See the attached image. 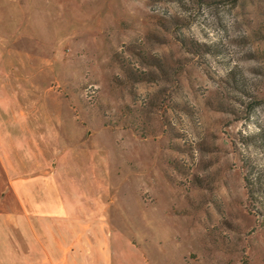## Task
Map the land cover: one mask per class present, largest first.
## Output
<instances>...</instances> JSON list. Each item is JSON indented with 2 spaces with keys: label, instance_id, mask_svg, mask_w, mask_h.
Here are the masks:
<instances>
[{
  "label": "rangeland",
  "instance_id": "rangeland-1",
  "mask_svg": "<svg viewBox=\"0 0 264 264\" xmlns=\"http://www.w3.org/2000/svg\"><path fill=\"white\" fill-rule=\"evenodd\" d=\"M36 173L94 264H264V0H0V204Z\"/></svg>",
  "mask_w": 264,
  "mask_h": 264
},
{
  "label": "crops",
  "instance_id": "crops-1",
  "mask_svg": "<svg viewBox=\"0 0 264 264\" xmlns=\"http://www.w3.org/2000/svg\"><path fill=\"white\" fill-rule=\"evenodd\" d=\"M40 187L36 173L11 178L3 190L0 264H94L101 239L77 230L69 204Z\"/></svg>",
  "mask_w": 264,
  "mask_h": 264
}]
</instances>
